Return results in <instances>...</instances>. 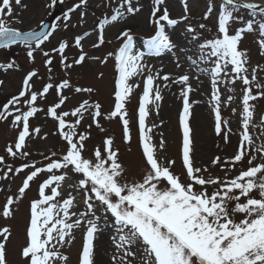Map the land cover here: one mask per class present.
<instances>
[{"label":"snow or ice","instance_id":"1","mask_svg":"<svg viewBox=\"0 0 264 264\" xmlns=\"http://www.w3.org/2000/svg\"><path fill=\"white\" fill-rule=\"evenodd\" d=\"M13 2L18 8H27L23 0H0V49L23 45L29 62L35 61V53L39 50L49 75L48 82H41V87L34 90L33 80L39 73L36 69L27 71L18 94L12 95L0 108V120L11 118V125L17 129L14 144L8 145L5 150L12 157L29 156V152L24 150L27 139L33 134L39 136L41 132L40 127L31 126L30 120L40 111L54 121L53 134L63 142L59 152L51 151L43 156L42 166L32 161L15 168V174L29 168L32 170L24 177L17 194L9 195L0 206V215L12 217V205L24 197L30 182L47 173L46 178L38 184V198L30 202L25 239L19 248V256L24 264H69V256L63 249L75 241V230L82 233L78 264H96L95 240L103 230L109 231L114 247L109 264H264V143L257 146L250 132V127H257L253 123L255 104L251 102L264 98V83L257 82L258 71H264V68L257 64L249 74L247 50L239 47L245 33L256 32L259 52L264 55V0H220L218 5L214 0H208L203 19L208 20L216 13V34L201 37L191 24H187L185 29L187 34H191V40L197 43L199 51L196 59L191 56L186 59L197 72L210 73L214 131L225 144L230 142L231 128L229 121L221 114L219 85L242 82V119L237 147L228 158L222 160L217 155L210 159L211 165L219 166L225 172L223 177L205 176L203 173L208 172V167L195 165L190 126L192 86L187 73L173 81L182 85V108L179 111L181 174L172 171L174 159L157 154V146L153 143V129L157 126L148 125L147 119L150 106L158 109L163 99L156 81L168 82L171 77L168 74L160 76L159 72L153 74L151 66L143 63L145 53L134 50L130 28H123L116 37L122 43L114 54V104L110 111L105 113L99 102L90 103L88 99H83L70 110H62L69 100V96L64 94L65 90L77 94H92L95 91L93 87L74 86L69 76L70 70L89 59L106 64L113 56L111 51L103 59L89 56L84 50L83 40L95 35L91 48H100L106 42V26L119 22L129 14L139 13L143 7L140 0H120L111 9L110 15L105 14L99 19L91 32L75 35L72 46L79 50V54L71 62L65 54L70 47L68 39H58L57 46L50 51L42 49L59 24L48 25L41 20L38 30L23 31L14 27L13 24H21L22 21L13 19ZM56 2L51 0L48 7ZM103 2L106 7L110 6L107 0ZM164 3L165 0H151L149 23L153 25L154 35L145 40L148 55L158 56L165 51L174 54L177 45L166 33L165 23L162 22L176 26L181 21L189 20L186 2L184 14L179 20L171 18L167 8L161 9ZM87 4L88 0H78L63 12L62 17H57V21L62 20L63 28L68 29L71 14L86 8ZM240 9L250 13L246 20L236 15ZM86 14L85 11L79 12L80 25L85 23ZM255 18L259 19V23ZM237 22H240L239 26L233 28ZM197 27L202 31L207 30L204 23ZM52 54L58 55L59 65L64 70V77L59 82L53 79ZM202 63L212 66L201 68ZM176 66H181L178 59ZM14 67L18 68L15 61L0 64V68L5 70ZM222 75L226 78L223 81ZM138 76L143 79V90L136 109L142 167L130 174L119 159V149L114 147L113 137L105 136L101 145L89 148L90 131H78V128L85 121V114L89 120L88 129L95 126L101 132L105 131L101 119H118L122 125L123 142L130 143L132 135L126 104L134 90L139 88V84L131 83ZM100 78H103V73H100ZM253 88L259 91L254 94ZM53 89V100L46 101ZM232 99V96H228L227 101L223 102H231ZM38 100L46 101V110L37 107ZM232 111L236 113L237 110ZM69 117L74 119L69 120ZM260 126V139H264V115L260 116ZM47 135L45 133L41 139H46ZM159 148H165L163 137ZM86 152L89 155L86 156ZM245 159L247 165L242 166L236 175L230 176L235 166L243 165ZM3 163L4 157L0 156V164ZM12 172L13 168L9 165L4 172L5 178ZM182 175L186 179L182 180ZM66 181H70L68 187L72 192L80 195L83 210L72 211L76 206V196L72 192H68L62 200L57 199L62 197L61 188ZM209 187L212 188L211 192ZM238 215L241 217L239 220L236 219ZM10 239V228L0 227V264H8L7 244Z\"/></svg>","mask_w":264,"mask_h":264},{"label":"rangeland","instance_id":"2","mask_svg":"<svg viewBox=\"0 0 264 264\" xmlns=\"http://www.w3.org/2000/svg\"><path fill=\"white\" fill-rule=\"evenodd\" d=\"M78 0H57V2L48 7L51 0H23V3L27 5L26 9L18 8L13 2L14 16L13 19H20L21 24H13L23 31L38 30L37 26L39 22L58 23L59 27L55 31L54 35L50 37L49 41H46L42 45L44 51H50L52 47L57 46L58 39H68L70 47L66 50V55L71 62L74 56H78L79 50L72 46V39L77 34H83L85 31L91 32L99 19L103 18L105 14L110 15L111 9L116 7L120 0H107L110 6H105L103 0H88L86 8H81L79 11L71 14V22L68 29L63 28V21H57V17H62L64 11H66ZM187 3L189 8V20L187 22L181 21L176 26H168L166 22V33L170 36V39L177 45V48L173 52H162L160 55H148L145 40L151 35H154L153 25L149 23L150 19V6L151 0H140V4L143 6L142 10L136 14H129L119 22L112 23L106 26L105 29V44L100 48L93 49L91 44L95 41V35H90L83 40L84 50L88 52L89 56H98L101 59L109 52H113V56L110 57L106 64H101L99 61L86 60L83 65L75 66L70 70L69 76L74 86L93 87L95 91L92 94L87 93H74L69 90H65V95L69 96L67 103L62 106V110H70L76 106L83 99H88L90 103L99 102L102 105V110L107 113L110 111L114 104V77H115V51L121 46L122 40L116 39L119 31L123 28H130L133 36L134 50L145 53L143 57V63L151 66L153 74L159 72L160 76L168 74L171 79L168 82L157 80L156 83L160 86L161 95L163 99L159 102V108L150 106V115L147 119L148 125L155 124L157 127L153 129V143L157 146V154L160 157L167 156L169 159L175 160V165L172 171L176 174L182 172V161L180 159V144L182 134L179 128V111L182 108V99L180 96L182 85L179 83H173V81L182 74L190 75V84L192 86V92L190 93V102L192 103L190 126L192 128V139L194 142V154L193 159L196 166H207L208 172H204L203 175L208 176H221L225 175V172L219 166H213L210 164V159L214 156H220L223 159L230 157L235 151L238 143V135L241 130L240 121L242 117L240 112L242 110V82L237 81L235 84L221 83L219 85L220 94L222 98L221 114L222 117L229 121V127L231 132L229 134L230 142L225 144L222 137H218L214 131V117L211 113V76L210 73H200L195 70L186 57L191 56L196 59L199 55L197 43L191 40V34H187L185 29L187 24H191L197 28V32L201 37H212L215 32V16L204 20L203 13L206 11V5L208 0H165V3L161 5V9L167 8L170 17L178 19L184 14V3ZM218 5L220 0H214ZM85 11V23L80 25L78 23L79 12ZM236 15L239 16L238 13ZM244 19L247 18L244 16ZM200 23H204L207 27L206 31L200 30L197 26ZM240 22L233 24V28L239 26ZM73 25L75 27H73ZM259 36L256 32L245 33L239 47L243 50H247L250 63L247 65L249 68V74L251 69L259 64L264 68V55L259 52L258 41ZM110 41V43H109ZM13 53L6 52L4 49H0V64H6L11 61H15L18 65L13 69L5 70L0 68V108L3 103L7 102L12 95L18 94L21 85L22 78L26 75L27 71L36 69L39 73L38 77L34 78L33 85L34 90L41 87V82H48L47 77L49 73L43 65L42 53L38 50L35 53V61L29 62L26 56V49L23 45L17 44L13 47ZM182 49V51H181ZM53 59V79L59 82V79L64 77V70L59 65V57L57 54H52ZM177 59L179 60L180 67L176 66ZM211 64H200L201 68H210ZM230 67V66H229ZM100 73H103V78H100ZM147 74V73H145ZM197 76L199 79H197ZM226 78L222 75L221 80ZM257 82L264 83V71H258ZM132 84H139V88L135 89L130 100L126 104L129 121L130 131L132 139L130 143H124L122 138V125L118 119L106 120L101 119V125L105 129L101 132L97 127L93 126L88 129L87 125L89 120L86 119L83 124L78 128V131H90L91 136L87 142L89 148H93L97 145H101L102 139L105 136H111L114 139V147L119 149V159L122 161L126 168L129 169L130 174L137 172L141 167V151L138 144V127L136 123V109L138 107L139 95L143 90L142 77H134L131 80ZM167 84V86H165ZM231 89V90H229ZM259 89L253 88L255 94ZM54 89L47 95L46 101H52L54 96ZM232 96L231 102L227 101V97ZM46 101L38 100L37 107L46 110ZM255 104V116L253 123L257 125L255 128L250 127V132L256 141L257 146L264 143V139H260L261 126L260 116L264 115V98L258 99ZM26 110V106H24ZM232 109H236V113H233ZM69 120L74 119L69 117ZM30 124L32 127H40L41 132L39 136L33 134L27 139L25 151L29 152L28 157L17 155L16 157L9 156L6 152V147L10 144H14L15 137L17 135V129L11 125V118L7 121L0 120V156L4 157V163L0 164V206L6 202V198L9 195L15 196L18 192V188L21 186L24 177L32 169H26L20 174H15V168L19 167L22 163H31L35 161L37 166H42L44 163L43 156L50 154L51 151L59 152L61 150L63 142L59 139L58 135H54L55 123L51 118L45 116L44 111H40L34 118H31ZM47 133L46 139H41ZM161 137L165 141V148L161 150L159 148V142ZM89 155V153H85ZM12 166L13 172L9 173L5 178L4 172L7 171L8 166ZM247 165V159L244 164H237L235 169L232 170L229 175L234 176L237 171ZM59 174V173H57ZM47 173L41 174L38 180L30 182V188L26 190L24 197L16 201L12 205L13 216L4 218L0 215V227L7 226L11 231V239L7 244V259L8 264H24L22 258L19 256V248L23 244L25 239V229L27 222L30 218V202L33 199L38 198V184L44 178ZM182 180L186 179L183 175ZM66 181L61 188L63 193L62 197L57 198L62 200L66 198L68 192H72V189L68 187ZM209 192L212 188L209 187ZM76 196V206L72 211L83 210L81 197L77 192H72ZM2 211V207H0ZM241 217H236L239 220ZM82 246V233L80 230H75V241L71 245H66L63 249L66 255L69 256V264H78V253ZM95 255L94 259L96 264H109L110 257L114 251V247L110 241V233L107 230L101 231L95 240Z\"/></svg>","mask_w":264,"mask_h":264},{"label":"trees","instance_id":"3","mask_svg":"<svg viewBox=\"0 0 264 264\" xmlns=\"http://www.w3.org/2000/svg\"><path fill=\"white\" fill-rule=\"evenodd\" d=\"M237 13L239 14V16H241L243 18H244V16L246 18H248L249 15H250V13L247 10H244V9H240ZM255 19H256V23H259V19L258 18H255ZM8 52L9 53H13V49H9Z\"/></svg>","mask_w":264,"mask_h":264}]
</instances>
